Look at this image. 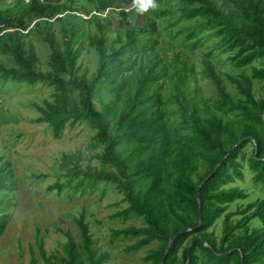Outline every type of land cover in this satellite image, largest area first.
I'll return each instance as SVG.
<instances>
[{"label": "trees", "instance_id": "1", "mask_svg": "<svg viewBox=\"0 0 264 264\" xmlns=\"http://www.w3.org/2000/svg\"><path fill=\"white\" fill-rule=\"evenodd\" d=\"M156 3L158 8L149 11L156 27L140 30L133 25L140 14L132 8L114 9L112 0H4L0 3V83H40L51 89L50 99L30 105L38 112L33 121L45 123L53 137L77 122L92 130V137L102 145L100 163L113 170L64 166L46 188L59 190L66 185L83 190L101 181L111 183L126 202L112 216L140 218L139 225L110 230L111 239L135 237L124 246L126 252L154 241L157 247L143 259L158 264L169 237L181 231L162 264H184L186 257L187 264H264V95L255 98L251 87L253 79H264V0ZM112 18L124 30L116 31L108 42L105 30ZM180 22L185 24L179 28ZM156 29L190 50L203 37L198 34L205 32L215 47L231 53L234 66L252 62L259 66H251L249 75L229 77L237 93L231 95L203 59L202 74L212 87L208 104L213 110L200 111L182 88L191 67L182 62L179 69L169 71L153 54L147 65H141L140 57L129 59L131 53L153 51L157 38L151 33ZM32 38L43 47L42 68ZM82 39L93 51L95 64L89 75L85 70L78 73L76 63ZM133 63L136 68L131 70ZM161 88L164 96L158 93ZM247 144L252 147L247 159L250 181L261 196L236 210L241 213L238 218L231 220L226 214L215 239L208 228L228 203L246 196L242 189L226 184L242 177L238 158ZM6 188L10 187L0 165V233L11 206ZM74 220L80 242L66 234L61 255H45L37 240L45 263L101 264L107 257L105 252L94 255L83 216ZM29 264H40L32 251Z\"/></svg>", "mask_w": 264, "mask_h": 264}, {"label": "rangeland", "instance_id": "2", "mask_svg": "<svg viewBox=\"0 0 264 264\" xmlns=\"http://www.w3.org/2000/svg\"><path fill=\"white\" fill-rule=\"evenodd\" d=\"M3 1L0 0V3ZM112 7L128 9L131 7V0H112ZM108 20L110 21L106 26L105 39L109 42L114 39L116 31L123 32L124 29L115 18ZM184 24L185 22H180L177 27L180 28ZM133 25L137 29L146 30L155 28L156 20L147 12L135 18ZM156 31L158 34L151 33L157 38L153 51L145 50V53L138 55L131 53L129 59L140 57L141 65H147L152 62L153 54V59H158V64L166 66L169 71L172 67L179 69L182 62L187 68L191 67L192 72L188 73L182 88L186 97L200 111L213 110L212 105L208 104L212 87L202 74L203 59L212 65L225 90L231 95L237 93L229 77L249 75L251 66H259V62H252L243 67L234 66L229 60L231 53L215 47L213 39L204 36L205 32L198 34L203 37L198 45L190 50L176 45L173 40H168L158 29ZM144 36H148L147 32ZM31 42L40 52L36 53L42 68L45 59L41 52L43 47L34 38ZM206 52L209 53L205 56ZM175 54L176 61L173 60ZM76 63L79 66L78 73L85 70L89 75L94 68L93 51L85 39L80 41ZM135 68L136 64L133 63L131 70ZM175 78L173 76L172 80ZM251 87L255 98L264 95V79H253ZM50 92L49 87L40 83L26 85L10 80L0 83V103L4 108L0 110V165L5 168L6 182L10 187L3 191L11 197V206L7 209L8 220L0 233V264H29L30 251L38 263L47 264L39 255L37 240L40 241L45 255L54 256L62 254L66 234L79 244L78 228L74 220L79 214L88 225L94 255L100 252L107 254L101 264H151V259L143 258L149 250L157 247L156 242L152 241L136 251L126 252L124 246L135 237L110 238L112 228L140 224L139 217L123 219L112 216L115 211L123 208L126 202L111 183L101 181L94 188L87 187L83 190H74L66 185L59 190L46 188L57 179L59 168L64 166L88 165L96 170H113L112 166L100 163L102 145L92 137V130L84 122H77L71 127L66 125L58 137H53L45 123L33 121L38 112L31 107V102H39L42 98L50 99ZM158 93L164 96V88L159 89ZM168 106L172 108L174 104ZM251 148V145L247 144L238 158L242 163V177L226 184L242 189L246 196L228 203L208 228L207 231H212L215 239L220 237L226 214H229L228 218L231 220L238 218L241 215L238 210L261 196L258 187L250 181L247 159ZM196 171L200 172L201 168L198 167ZM58 180L62 181L63 178L60 176ZM252 220L253 224H256V221ZM53 263L59 264L57 261Z\"/></svg>", "mask_w": 264, "mask_h": 264}, {"label": "clouds", "instance_id": "3", "mask_svg": "<svg viewBox=\"0 0 264 264\" xmlns=\"http://www.w3.org/2000/svg\"><path fill=\"white\" fill-rule=\"evenodd\" d=\"M129 8L134 9L137 14H144L150 10L157 9L158 4L156 3V0H131V7Z\"/></svg>", "mask_w": 264, "mask_h": 264}, {"label": "water", "instance_id": "4", "mask_svg": "<svg viewBox=\"0 0 264 264\" xmlns=\"http://www.w3.org/2000/svg\"><path fill=\"white\" fill-rule=\"evenodd\" d=\"M240 140H241V139H240ZM240 140L236 141V142L232 145V147L235 146ZM254 152H255V145H254ZM209 175H210V174H208L204 179H206ZM203 181H204V180H202V181L199 183V185H200ZM199 185L197 186V190H196V198H197V192H198V187H199ZM199 222H200V217H198V222H197V224H196L195 227H197V226L199 225ZM187 229H188V228H185L184 230H187ZM180 232H181V231H178V232L174 233V234L171 235V236L169 237V239L167 240V242H166V244H165V246H164V248H163V251H162L161 257H160V259H159V264H162L163 258H164V256H165V253H166L168 247L170 246L172 240H173V239H174V238H175ZM196 238H199L200 241L203 242V239L201 238L200 235L196 236ZM225 253H226V252H225ZM187 259H188V257H186V260H185L184 264H187Z\"/></svg>", "mask_w": 264, "mask_h": 264}]
</instances>
